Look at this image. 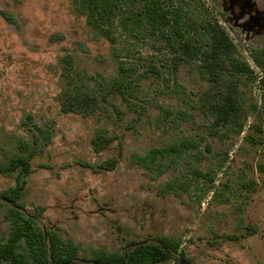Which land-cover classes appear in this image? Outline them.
I'll list each match as a JSON object with an SVG mask.
<instances>
[{"label": "rangeland", "instance_id": "rangeland-1", "mask_svg": "<svg viewBox=\"0 0 264 264\" xmlns=\"http://www.w3.org/2000/svg\"><path fill=\"white\" fill-rule=\"evenodd\" d=\"M163 2L180 22L153 29L143 2L122 3L108 38L73 0H0V165L30 157L18 206L79 259L168 237L188 263L166 264H264V0ZM205 18L249 67L230 77L237 125L215 123L228 88L176 51L183 41L205 51ZM73 85L97 95L94 112L64 110ZM152 151L163 155L137 161ZM16 176L0 172V193Z\"/></svg>", "mask_w": 264, "mask_h": 264}, {"label": "trees", "instance_id": "trees-1", "mask_svg": "<svg viewBox=\"0 0 264 264\" xmlns=\"http://www.w3.org/2000/svg\"><path fill=\"white\" fill-rule=\"evenodd\" d=\"M81 6L87 16L90 27L110 38L109 27L115 16L114 7L122 3L143 2L138 10V16L146 19L153 29L163 30L176 19L181 21L180 10L172 11L165 6L163 0H73ZM116 5V6H115ZM198 19V18H197ZM199 20V19H198ZM107 23L105 28L103 25ZM199 37L205 44V51L188 41L177 43L178 53L184 58H197L200 62L201 72L214 84L223 83L228 88V94L219 96L212 106L215 123L217 125H237L242 118V107L236 91L231 93L233 83L230 77L247 74L249 67L236 58V47L224 29L215 20L207 18L199 21ZM181 29V28H180ZM180 35L179 31H176ZM182 60V59H181ZM253 61L258 59L253 55ZM121 74L125 71L119 68ZM73 108L69 105L67 112L86 114L94 112L98 106V97L91 91L79 90L73 85ZM102 102L105 97H101ZM66 106V105H65ZM66 108V107H65ZM103 139L99 138V142ZM184 142L182 147L189 146ZM177 147L166 149L163 154L178 151ZM180 152V150H179ZM160 151H152L147 159L137 158L139 163L154 162ZM162 154V155H163ZM29 156L18 157L0 165L1 173H17L16 184L13 188L0 193V208L9 205L6 217L9 221V233L0 245V264H166L175 256L188 263L183 253L178 251L179 244L168 237H160L155 242L141 243L125 252H100L90 259H79L74 248L65 246L59 236L54 232H44L37 224L35 217L26 214L18 202L22 197L26 178L30 173Z\"/></svg>", "mask_w": 264, "mask_h": 264}]
</instances>
